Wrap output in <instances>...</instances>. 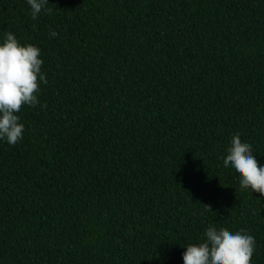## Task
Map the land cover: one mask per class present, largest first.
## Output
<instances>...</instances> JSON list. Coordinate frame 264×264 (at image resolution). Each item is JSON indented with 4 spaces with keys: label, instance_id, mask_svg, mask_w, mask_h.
<instances>
[{
    "label": "trees",
    "instance_id": "16d2710c",
    "mask_svg": "<svg viewBox=\"0 0 264 264\" xmlns=\"http://www.w3.org/2000/svg\"><path fill=\"white\" fill-rule=\"evenodd\" d=\"M45 7L0 0L47 79L0 140V264H184L209 226L264 264V197L222 159L238 134L264 167V0Z\"/></svg>",
    "mask_w": 264,
    "mask_h": 264
},
{
    "label": "clouds",
    "instance_id": "9594fccd",
    "mask_svg": "<svg viewBox=\"0 0 264 264\" xmlns=\"http://www.w3.org/2000/svg\"><path fill=\"white\" fill-rule=\"evenodd\" d=\"M33 20L42 10L51 13L45 6L49 0H27ZM51 31L50 36L56 37ZM40 49L31 44L21 46L16 37L6 33L0 44V140L16 145L21 139L24 125L19 123L18 113L22 106L35 107L39 101V82L47 83L41 73L43 61ZM39 77V81H38ZM252 145L242 143L238 134L231 138L227 155L222 157L224 167H231L240 177V188L251 189L264 197V167L258 165L252 153ZM211 210L209 207H207ZM254 237L243 229L235 233L226 228L209 226L202 241L187 245L183 253L184 264H251L254 253Z\"/></svg>",
    "mask_w": 264,
    "mask_h": 264
}]
</instances>
